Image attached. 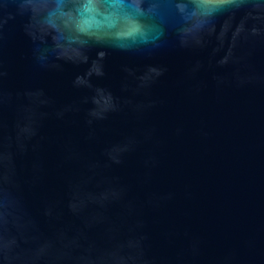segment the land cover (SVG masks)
Returning a JSON list of instances; mask_svg holds the SVG:
<instances>
[{
  "label": "water",
  "instance_id": "water-1",
  "mask_svg": "<svg viewBox=\"0 0 264 264\" xmlns=\"http://www.w3.org/2000/svg\"><path fill=\"white\" fill-rule=\"evenodd\" d=\"M0 264H264V0H0Z\"/></svg>",
  "mask_w": 264,
  "mask_h": 264
}]
</instances>
